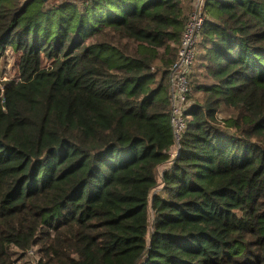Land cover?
Returning a JSON list of instances; mask_svg holds the SVG:
<instances>
[{"label":"trees","instance_id":"obj_1","mask_svg":"<svg viewBox=\"0 0 264 264\" xmlns=\"http://www.w3.org/2000/svg\"><path fill=\"white\" fill-rule=\"evenodd\" d=\"M191 9L0 0V264H264V0H206L176 142Z\"/></svg>","mask_w":264,"mask_h":264},{"label":"built area","instance_id":"obj_2","mask_svg":"<svg viewBox=\"0 0 264 264\" xmlns=\"http://www.w3.org/2000/svg\"><path fill=\"white\" fill-rule=\"evenodd\" d=\"M205 2L206 0H192V9L185 23L176 60L170 74L169 122L176 142L186 126L185 111L189 105L188 94L190 92L188 75L196 56L199 34L205 22ZM174 155L175 152L171 153L170 158Z\"/></svg>","mask_w":264,"mask_h":264},{"label":"rangeland","instance_id":"obj_3","mask_svg":"<svg viewBox=\"0 0 264 264\" xmlns=\"http://www.w3.org/2000/svg\"><path fill=\"white\" fill-rule=\"evenodd\" d=\"M18 61L19 53L9 46L6 47L4 54L0 56V81L18 78ZM25 259H27V261L30 260L31 262L35 261L33 254L27 256Z\"/></svg>","mask_w":264,"mask_h":264}]
</instances>
